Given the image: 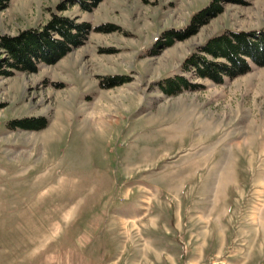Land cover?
<instances>
[{
    "label": "rangeland",
    "instance_id": "rangeland-1",
    "mask_svg": "<svg viewBox=\"0 0 264 264\" xmlns=\"http://www.w3.org/2000/svg\"><path fill=\"white\" fill-rule=\"evenodd\" d=\"M211 1L0 10V36L52 13L91 26L54 64L0 76V264H264V65L221 83L185 67L213 36L264 30V0H222L166 44ZM179 76L195 87L166 94Z\"/></svg>",
    "mask_w": 264,
    "mask_h": 264
},
{
    "label": "trees",
    "instance_id": "trees-1",
    "mask_svg": "<svg viewBox=\"0 0 264 264\" xmlns=\"http://www.w3.org/2000/svg\"><path fill=\"white\" fill-rule=\"evenodd\" d=\"M10 0H0V10L6 8ZM101 0H66L57 6L59 12L68 5H77L83 11H90ZM222 0H212L199 10L183 29L167 34L166 44L171 45L174 38L186 39L194 35L201 25L222 13ZM94 30L111 32L109 26H98ZM91 26L87 22H78L57 13H52L46 24L40 28H30L16 36H0V76L9 77L14 72L34 73L40 63L54 64L80 46ZM186 61V69L194 72L200 79L221 83L223 78L232 79L250 71L251 65H264V30L226 31L209 38ZM112 83H121L122 78L111 77ZM195 87L184 77L179 76L168 81L166 94H174L180 88ZM13 124L24 129H37L43 126V120L23 119Z\"/></svg>",
    "mask_w": 264,
    "mask_h": 264
},
{
    "label": "bare ground",
    "instance_id": "bare-ground-1",
    "mask_svg": "<svg viewBox=\"0 0 264 264\" xmlns=\"http://www.w3.org/2000/svg\"><path fill=\"white\" fill-rule=\"evenodd\" d=\"M102 116V115H101ZM102 125V124H101ZM97 128V127H96Z\"/></svg>",
    "mask_w": 264,
    "mask_h": 264
}]
</instances>
